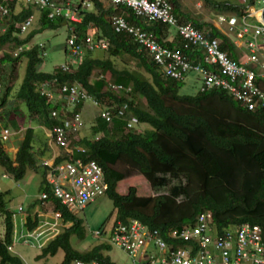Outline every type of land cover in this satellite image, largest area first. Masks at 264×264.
<instances>
[{"label": "trees", "instance_id": "obj_1", "mask_svg": "<svg viewBox=\"0 0 264 264\" xmlns=\"http://www.w3.org/2000/svg\"><path fill=\"white\" fill-rule=\"evenodd\" d=\"M82 1L78 4L80 20L74 22L63 17L49 18L46 9H40L27 0H0V4L9 7L6 15L0 14V25H5L0 30V50H3L0 58V130L10 126L12 131H19L25 126L15 154L5 150L6 140L0 135V166L16 181L22 180L28 170L43 167L39 191L45 193V198L33 200L29 208L39 204L45 210L50 206V211L60 213L61 230L47 241L37 259L52 257L60 250L62 259L59 264H72L77 260L116 264L108 255L113 249L108 238L86 251L71 246L72 236L84 240L88 231L83 220L55 198L47 182L48 166L37 159L34 147H40L41 152V148L49 146L45 133V141H39L40 145L33 144L37 143L35 126H43V130L49 132L55 124L63 122L68 112L57 94L50 98L40 93L43 84L49 82L56 83V88L77 84L100 108L126 105L125 112L138 117V125L134 129H126L123 117L107 121L98 115L91 135H78L79 130L68 132L70 143L82 146L83 152L74 151L72 155H66L58 147L54 157V165L76 159L101 165L109 184L104 195L114 204L115 216L111 221L128 223L139 220L148 228L159 230L162 237L176 247L184 246V242L169 239L167 231L192 227L204 211L212 213V224L219 234L246 222L259 225L264 230V106L255 111L246 110L226 91L219 89L199 90L193 96L180 95L182 80L164 77L132 36L114 30L110 16L116 13L129 24L153 31L167 46L180 45L176 36L172 42L164 41L168 30L166 24H146L123 5L105 8L107 0H89L90 7H82ZM167 1L180 22H190L206 37L217 38L221 49L231 59L239 60L230 37L209 22L189 21L180 11L179 0ZM205 1L217 14L240 15L246 6L227 1ZM252 3L253 0H248L247 4ZM34 9L39 12V28L32 30V25L28 35L22 38L24 33L19 24L31 15L35 18ZM62 26L69 31L66 41L72 36L79 41L86 34L105 39L108 47L103 51L107 52V57L97 59L93 53L96 50H85L78 57L82 59L77 67L72 62L65 63L69 68L67 72L60 67L52 74L38 72L37 66L42 63L47 44L29 46V43L36 33ZM19 50L18 56H14L12 52ZM124 57L135 62L141 72L127 67L118 69L113 60ZM192 58L201 61L203 53L195 51ZM24 62L23 80L12 87L7 82L18 75ZM257 83L264 91V79ZM112 84L131 88L132 92L124 97L123 93L117 94L109 89ZM16 102L17 107L13 106ZM53 110L58 112L56 118L51 116ZM27 118L31 124L27 125ZM141 123H147L148 127L138 129ZM51 143L56 145L54 141ZM137 175L147 180L151 187L156 186L158 175L182 176L184 182L174 185L168 194L137 195L135 185L128 186L124 193L119 191L118 186L124 180L127 179L125 182L128 184ZM5 196L6 192L0 190V264H22L21 259L8 250L15 235L16 210L8 207ZM180 196L182 199L178 200ZM40 221L37 214L32 215L28 210L24 231H34ZM99 230L103 237L109 234L106 227Z\"/></svg>", "mask_w": 264, "mask_h": 264}, {"label": "built area", "instance_id": "obj_2", "mask_svg": "<svg viewBox=\"0 0 264 264\" xmlns=\"http://www.w3.org/2000/svg\"><path fill=\"white\" fill-rule=\"evenodd\" d=\"M27 1L40 9H46L49 18L63 17L74 22L80 20L78 7H73L70 2ZM89 2L83 1L82 7L89 6ZM254 2L260 6L255 8ZM106 4L113 7L123 5L146 24H166L168 30L164 41L172 42L175 36L180 39V45L167 46L159 41L153 31L129 24L123 16L116 13L110 16L114 30L132 36L140 49L160 68L164 77L180 81L193 72L201 76L202 92L210 89L226 91L239 106L249 111L264 106V91L257 83L259 79H264V75L260 74L264 72V0H253L240 15L217 14L214 21L217 29L221 31L224 27L223 32L227 36H234L241 42L240 46L245 45L246 62L231 59L228 53L221 49L217 38L206 37L204 32L190 22H180L167 0H107ZM8 12V5L0 4V14L6 15ZM33 22L34 15L21 22V32H27ZM107 47L108 42L105 39L96 38L92 34H86L79 41L72 36L65 45L66 51L73 58L80 57L85 50H105ZM195 51L203 53L201 61L192 58ZM18 53L20 50L15 52L14 56H18ZM2 56L3 50H0V58ZM60 69L63 72L69 70L66 65L60 66ZM55 84L44 83L39 91L50 98L57 94L61 103L67 106L68 112L63 122L55 124L48 133L51 140L66 155H72L74 151L83 152L82 146L71 144L68 138V132H77L81 126L82 112L76 109L79 103L91 101L99 108L98 115L107 121L113 117H123L126 120V129H134L139 123L136 115L125 112L126 105L114 104L100 108L79 85H62L56 88ZM109 89L117 94L123 93L124 97H128L132 92L131 88L113 84L109 85ZM57 115V110L51 111L52 118ZM12 132L11 129L2 127L0 135L8 141ZM49 175L55 198L73 212L83 210L90 202L104 195L109 188L103 168L95 161L84 162L76 159L57 165L51 164ZM41 198H45V193H41ZM18 210L21 211L22 207ZM54 215L59 218L60 213L56 212ZM212 223V213L204 211L198 215L192 227L168 230L169 239L184 242V246L180 247L172 245L162 237L159 230L150 229L139 220H131L128 223L117 221L111 228L108 240L138 264H264V230L259 225L246 222L234 230L219 234L213 229ZM36 230L26 232L28 240L39 236V233H33ZM95 234L101 236L102 231L97 230ZM8 250L11 251L12 246H9ZM72 264L100 263L77 260Z\"/></svg>", "mask_w": 264, "mask_h": 264}, {"label": "rangeland", "instance_id": "obj_3", "mask_svg": "<svg viewBox=\"0 0 264 264\" xmlns=\"http://www.w3.org/2000/svg\"><path fill=\"white\" fill-rule=\"evenodd\" d=\"M80 0H70L69 2L72 4L73 7H78ZM215 1H227L231 2L232 4H239L243 6H247L248 0H215ZM197 4H199L197 6ZM109 4H106L108 6ZM255 8H258L260 5L257 2H254L253 5ZM180 10L184 12V14L189 19H195L202 23H211L215 20V15L217 12L208 4L205 0H182L180 1ZM37 9H34V23L33 29L37 30L39 28L38 23V15ZM181 21H185L184 19L180 18ZM4 24L0 25V30L4 28ZM31 30V31H32ZM30 31V32H31ZM68 30L65 26L59 27L57 29H45L41 32H38L34 35V38L29 43V46H34L36 44H47V49L43 56L42 63L37 66V71L45 74H52L57 67L65 65L67 62H72L75 67H77L82 58H73L69 55L68 52L65 51L66 39ZM29 32L21 34L22 38H25ZM13 55L15 52H12ZM95 58L97 59H105L107 57V52L103 50H96L93 51ZM115 66L118 69H122L124 67L140 71L137 64L133 61H130L127 58H116L113 60ZM25 68L26 62L22 63V66L19 68L18 75L12 77V81L9 83L12 87L20 83L23 80L25 75ZM264 75V72L260 73ZM147 76V75H146ZM148 77V76H147ZM150 78V77H149ZM201 76L196 73L190 72L188 75L182 79L181 87L178 91L180 95H188L193 96L195 95L201 87ZM17 102L13 104L16 106ZM17 107V106H16ZM24 109H26L25 105H23ZM82 112L81 116V126L79 128L78 135H91L93 125L96 123V116H98V109L92 106V103L86 102L85 104L80 105L78 108ZM28 122V123H27ZM26 123L31 124L29 118L26 119ZM26 125V124H25ZM148 127L147 123H141L138 129H144ZM8 128L12 129V127L8 126ZM36 128V141L37 143H33L36 145H40L39 141H45L44 137V130L40 126H35ZM25 126H22L23 131ZM14 130V129H13ZM20 133V131L18 132ZM18 140L14 142L17 143ZM12 143V141H11ZM5 144V150L7 151V147L10 144ZM35 148L36 156L41 157V152L45 150V148L40 147ZM12 152V151H11ZM40 159V158H37ZM41 160V159H40ZM43 160L41 161V163ZM46 164V163H45ZM44 173V168L40 167L37 170H28L26 175L22 180H14L9 174H7L3 168L0 166V190L6 192V199L8 207H11L16 213L14 214L15 217V231L16 237L20 239L21 233L24 232L22 229V225H24L26 216H27V208L30 203L37 199L41 192L39 191V186L41 184L42 175ZM124 180V183L121 186H118L120 192H126V189L130 185H135L137 190V195H159V194H168L174 185L178 183L184 182V177L182 176H169L165 175V177H161L158 175L156 179V186L151 187L147 180H145L142 176L137 175L134 176L129 181ZM127 185H126V184ZM182 197H178V200H181ZM22 205L24 208V212H19L18 207ZM76 215L83 220V224L86 228V238L84 240H78L76 237L72 236L70 238L71 246L79 251H86L94 248L95 246L99 245V243L105 241L101 236H97L95 233L102 227L108 225V223L112 220L115 216L114 214V204L113 201L107 196H99L96 200L92 203L86 205L83 210L76 212ZM22 223V225H21ZM25 227V225H24ZM45 226H40L37 228V231H41ZM214 229V228H213ZM61 230V226H60ZM26 232V231H25ZM15 241V240H14ZM33 243L29 247H23L19 242L18 246L14 248L15 252H22L24 257L28 255L27 264H32L31 258L32 256L38 251L36 248L31 247ZM36 247V246H35ZM109 257L112 259L113 262L116 264H136L130 259L127 254L121 250L117 246H113V249L108 253ZM62 259V252L59 250L57 253L48 258L47 260H42L38 264H59ZM23 264V263H22Z\"/></svg>", "mask_w": 264, "mask_h": 264}, {"label": "crops", "instance_id": "obj_4", "mask_svg": "<svg viewBox=\"0 0 264 264\" xmlns=\"http://www.w3.org/2000/svg\"><path fill=\"white\" fill-rule=\"evenodd\" d=\"M83 1H88V0H83ZM82 1V2H83ZM179 1H182V0H179ZM89 7L91 6V3L89 2ZM199 4H197V6H198ZM181 11V10H180ZM182 12V11H181ZM182 13H184V12H182ZM217 15V14H216ZM216 15H215V17H216ZM214 21L215 20H213V22H212V25L214 26L215 25V23H214ZM222 32L224 31L225 32V28L224 27H222V30H221ZM223 32V33H224ZM224 34H226V33H224ZM170 36H171V34H169ZM229 37V36H228ZM230 38H231V40H233L234 41V44H235V47H236V49H237V52H238V58H239V60L241 61V62H246V57H245V53H246V48H245V45H243V46H240V41L239 40H237L234 36H230ZM240 46V47H239ZM86 102H90V103H92L91 101H86ZM86 102H84V103H82V104H85ZM81 104V105H82ZM92 106L94 107L95 105L92 103ZM97 109H98V113H99V108L98 107H96ZM40 127H42L43 128V126H40ZM22 128L19 130L20 131V133H18L19 131H13L12 132V136H10V139L8 140V141H6V144H9V143H11V141H12V143L10 144V146H8L7 147V151H9V152H11L12 151V153L13 154H15V152H16V150H17V143H15L14 141L15 140H18V139H22L23 138V134H22ZM45 131V130H44ZM45 135H47L46 136V142L48 143V148H45V151H44V155H43V157H39L40 159H41V161L43 160V162H42V164H45V165H47L48 166V170H47V182L50 184V186L51 185H53L52 184V182H50V175H49V173H50V165L51 164H54L53 163V161H54V157H55V154H56V152H58V147L55 145H53L51 142V138H50V136H49V132L46 130L45 132ZM103 196V195H102ZM38 198H41V194H40V196L38 197ZM37 198V199H38ZM33 202V201H32ZM31 202V203H32ZM31 203H30V205H31ZM21 207H22V210L21 211H19V212H24V208H23V206L22 205H20ZM19 206V207H20ZM18 207V208H19ZM28 208H29V206H28ZM27 208V211L28 210H30V213L33 215V214H37V216L39 217V218H41V221H40V225L37 227V228H39L40 226H45L41 231H37L36 229V232H33L35 235H36V233H39V236H36V237H33L32 239H30V240H28V237H27V231L25 232H23V233H21V236H20V239H18L17 237H16V234L13 236V243H12V254L13 255H15V256H17V257H19L20 259H21V261H22V263L23 264H27L28 262H27V258H29L28 257V255H26L25 257H24V254L20 251V252H15L14 251V248L16 247V246H18V242H19V245H20V243H21V245L24 247H29L30 245H31V243H33V246H31V247H34V248H36L38 251L32 256V258H31V261H32V264H38L40 261H42V260H47L48 258H50V257H46V258H44V259H40V260H38L37 259V257L40 255V253H41V250H42V248L46 245V243H47V241L51 238V237H53L56 233H59L60 232V220H59V218H57L55 215H54V213H56L57 211H55V212H53V211H50V206L49 207H46V210L45 209H43V207H41L39 204L38 205H35V206H33L32 207V209H28ZM84 209V208H83ZM78 212V211H77ZM76 213V212H75ZM14 219H15V217H14ZM134 220H136V219H134ZM15 220H14V231H15ZM21 225H22V223H21ZM115 225V222L114 221H110L109 223H108V225H106L105 227H106V230H107V232H109V234L106 236V237H103L102 235H101V237L103 238V239H106V238H109V236H110V234H111V228L113 227ZM23 227H22V229L23 230H26V228L24 227V225H22ZM93 234H95V233H93ZM96 235V234H95ZM15 240V241H14ZM24 240H27V242H24ZM107 240V239H106ZM36 246V247H35ZM153 248V247H152ZM136 264H138L137 262H135Z\"/></svg>", "mask_w": 264, "mask_h": 264}, {"label": "clouds", "instance_id": "obj_5", "mask_svg": "<svg viewBox=\"0 0 264 264\" xmlns=\"http://www.w3.org/2000/svg\"><path fill=\"white\" fill-rule=\"evenodd\" d=\"M249 5V4H248ZM84 7H89V6H84ZM246 7V6H245ZM67 52V51H66ZM82 104V103H81ZM12 136V135H11Z\"/></svg>", "mask_w": 264, "mask_h": 264}]
</instances>
